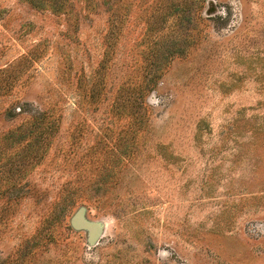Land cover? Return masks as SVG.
I'll use <instances>...</instances> for the list:
<instances>
[{
  "label": "rangeland",
  "instance_id": "obj_1",
  "mask_svg": "<svg viewBox=\"0 0 264 264\" xmlns=\"http://www.w3.org/2000/svg\"><path fill=\"white\" fill-rule=\"evenodd\" d=\"M125 2L0 0V264H264V0Z\"/></svg>",
  "mask_w": 264,
  "mask_h": 264
},
{
  "label": "trees",
  "instance_id": "obj_2",
  "mask_svg": "<svg viewBox=\"0 0 264 264\" xmlns=\"http://www.w3.org/2000/svg\"><path fill=\"white\" fill-rule=\"evenodd\" d=\"M29 2L33 7L39 8V9H47L50 10L53 13L57 14H66L70 15L72 14L73 7H74V0H25ZM86 4V6L89 7H102L104 12L108 14V21L110 24V31L109 36L114 37L116 36V33L120 31V28L122 27V21L124 20V14L126 13L127 4L125 0H83ZM199 2H202V0H166V4L164 5L163 11L161 13V20L162 24L160 25L161 28H164L165 24L168 23L170 20L176 18L181 12H183L186 8L191 12L192 6L198 5ZM129 10V9H128ZM159 27V28H160ZM174 45V44H172ZM183 50L181 49H175V50H168V57H174L175 53H181ZM157 77L152 80L154 83L156 81ZM153 86V85H152ZM151 86L150 90L153 89ZM34 106L28 102H24L21 104V106L18 107L20 112L30 113V110L33 109ZM33 112L29 115L30 118H32V123L30 124L31 128L29 132L33 130H38L45 126L47 128L48 123L47 119L49 118V121H53V119L50 118V113L47 110H41L39 108H35L32 110ZM13 111L7 112V114L11 117H13ZM45 125H44V124ZM51 128H53V124H49ZM14 134L12 131H8L7 135L8 137H13ZM26 136V135H24ZM6 138L7 140L9 138ZM22 135L18 134L14 138H12V141L9 142L10 145H14L16 142H20L22 139ZM38 140L36 139L35 142ZM27 160V157H26ZM27 166L26 162H22V164H19L16 168V170L24 171L25 167ZM4 169V165H2ZM6 170V169H4ZM7 171V170H6ZM17 197V196H16ZM15 197V198H16ZM72 197L70 195H66L63 197V201L65 203H68L71 201Z\"/></svg>",
  "mask_w": 264,
  "mask_h": 264
},
{
  "label": "water",
  "instance_id": "obj_3",
  "mask_svg": "<svg viewBox=\"0 0 264 264\" xmlns=\"http://www.w3.org/2000/svg\"><path fill=\"white\" fill-rule=\"evenodd\" d=\"M71 226L76 230H84L87 233V241L90 246L95 245L102 237L106 222L103 220H90L86 216L83 206L79 207L70 219Z\"/></svg>",
  "mask_w": 264,
  "mask_h": 264
}]
</instances>
